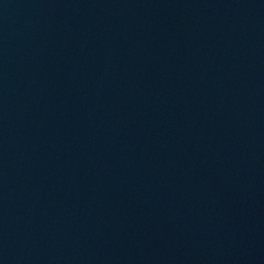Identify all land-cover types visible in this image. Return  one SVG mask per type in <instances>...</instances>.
Here are the masks:
<instances>
[{
	"label": "water",
	"instance_id": "obj_1",
	"mask_svg": "<svg viewBox=\"0 0 264 264\" xmlns=\"http://www.w3.org/2000/svg\"><path fill=\"white\" fill-rule=\"evenodd\" d=\"M0 264H264V0H0Z\"/></svg>",
	"mask_w": 264,
	"mask_h": 264
}]
</instances>
